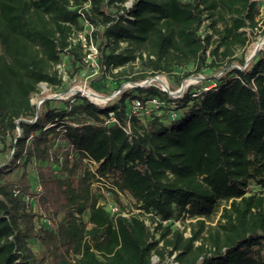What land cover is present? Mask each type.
<instances>
[{
    "label": "trees",
    "instance_id": "obj_1",
    "mask_svg": "<svg viewBox=\"0 0 264 264\" xmlns=\"http://www.w3.org/2000/svg\"><path fill=\"white\" fill-rule=\"evenodd\" d=\"M87 25L99 71L119 83L190 64L185 77L220 73L178 97L135 86L105 105L77 93L36 109L40 84L62 85L63 57L82 69L73 39ZM257 33L254 0H0V264H264V48L235 56ZM151 99L173 115L146 117ZM185 218L187 238L171 229Z\"/></svg>",
    "mask_w": 264,
    "mask_h": 264
},
{
    "label": "rangeland",
    "instance_id": "obj_2",
    "mask_svg": "<svg viewBox=\"0 0 264 264\" xmlns=\"http://www.w3.org/2000/svg\"><path fill=\"white\" fill-rule=\"evenodd\" d=\"M258 4L260 14L263 15L264 11V0H254ZM129 6V4H127ZM108 11H114V9L109 8ZM258 19H260V16H258ZM207 21L204 22L203 27L201 28L200 34L203 35L207 30ZM89 29L86 27L83 33H88ZM96 46V44L94 43ZM264 48V36L260 34H255V36L252 38V41L249 42V44L246 46V48L243 49H237L235 51L236 57H243L244 59V65L249 62L251 58H253L256 53ZM87 53H85L84 57V65L82 69L78 73L75 74L74 69L72 67V61L71 58L63 57L62 62L60 65H58V73L61 76L62 85L58 88H52L46 85L45 83L39 85V93L32 97V102L39 106L40 103L44 100L49 101L50 107H62L61 99H66L71 95L74 94H81L85 97L84 92L87 90H90L99 96H102L106 98L107 100L102 103H95L97 105H105L109 101L115 99L121 91L127 88H132L135 86H155L161 90H167L170 92L171 97H178L179 94H175L177 91L181 90V94L183 91L189 86V85H196L198 83L207 84L211 82L212 76H218L220 72H217L215 68L206 67L201 73L199 74H191L187 77L184 76L185 73L193 71L194 66L188 65L185 68L181 69H175L171 74L165 75V74H157L151 78H148L146 80H143L141 82H120L112 77L108 72H100L98 65H97V56L96 53L94 56L87 57ZM208 63V62H207ZM242 68V67H240ZM135 70H137V67H135ZM158 79L161 80L163 84H165V87L162 86V83L158 81ZM170 85H173L176 87L174 91L170 90ZM87 98V97H86ZM88 99V98H87ZM144 106V115L146 117H150L153 115H159L163 118L165 117H171L173 115V112L169 110V105L165 103H157L152 100H146L143 103ZM17 134H20V130L17 129ZM2 151V145L0 144V162L3 161L4 156L1 155ZM8 162H2L1 164H7ZM29 175H30V182L33 186L34 183V171L32 169H29ZM97 186H100L96 184ZM94 185L93 190L96 187ZM251 190H256L257 188L254 185H250L249 187ZM95 195L98 197V203L102 204L106 207V209L110 213H114L116 210L119 209L116 202L111 198V196L107 195L104 189H100L98 191L94 192ZM123 203H126V206H128V202L126 200H122ZM217 216L214 221H216ZM42 222V219H41ZM152 231L155 227V224L152 225L148 223V221L145 222ZM164 224H167L166 222H163ZM194 223L193 219H179L174 220L171 223V229L172 230H178L182 233L183 237L187 238L190 236V230H191V224ZM208 223V222H207ZM211 224H214L211 223ZM157 238V236H155ZM161 245V243H159ZM33 249L37 251L39 249L38 246H33ZM173 255L167 256L165 259L166 264H175L172 262ZM158 258L156 256H153L151 258L152 262H156Z\"/></svg>",
    "mask_w": 264,
    "mask_h": 264
},
{
    "label": "built area",
    "instance_id": "obj_3",
    "mask_svg": "<svg viewBox=\"0 0 264 264\" xmlns=\"http://www.w3.org/2000/svg\"><path fill=\"white\" fill-rule=\"evenodd\" d=\"M87 28L89 29L88 33H79L77 35V37L75 39H73V42H75V40L80 41L82 47L84 48V53H87L86 56L90 57V56H94L97 53V49L96 46L94 45V43L92 42L91 38H90V32L92 31V27L90 25H87ZM87 35H89L87 37ZM181 95V92L179 94V96ZM154 102L158 101L156 99H151ZM142 107V103L140 100H134L131 105H130V109L133 113H137V111ZM100 185V184H98ZM117 211V210H116ZM146 222V220H145Z\"/></svg>",
    "mask_w": 264,
    "mask_h": 264
},
{
    "label": "bare ground",
    "instance_id": "obj_4",
    "mask_svg": "<svg viewBox=\"0 0 264 264\" xmlns=\"http://www.w3.org/2000/svg\"><path fill=\"white\" fill-rule=\"evenodd\" d=\"M158 81L160 83H162L160 79H158ZM162 86L165 87V84L162 83ZM84 94L86 95V97L89 100H91V101H93L95 103H102V102H105L107 100L106 98H104L102 96H99L98 94H96V93H94V92H92L90 90L85 91Z\"/></svg>",
    "mask_w": 264,
    "mask_h": 264
},
{
    "label": "water",
    "instance_id": "obj_5",
    "mask_svg": "<svg viewBox=\"0 0 264 264\" xmlns=\"http://www.w3.org/2000/svg\"><path fill=\"white\" fill-rule=\"evenodd\" d=\"M162 91L167 92L168 94H170V92L167 91V90H162ZM180 92H181V90L177 91L175 94L177 95V94H179ZM85 97H86V95H85ZM88 100H89V99H88ZM38 107H39V106H36V109H38Z\"/></svg>",
    "mask_w": 264,
    "mask_h": 264
}]
</instances>
